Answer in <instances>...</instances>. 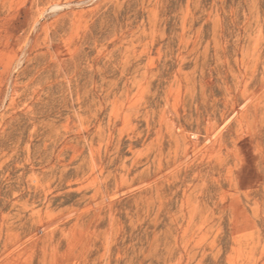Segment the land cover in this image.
Segmentation results:
<instances>
[{"label":"rangeland","instance_id":"374dc122","mask_svg":"<svg viewBox=\"0 0 264 264\" xmlns=\"http://www.w3.org/2000/svg\"><path fill=\"white\" fill-rule=\"evenodd\" d=\"M67 1L0 0V264H264V0Z\"/></svg>","mask_w":264,"mask_h":264},{"label":"bare ground","instance_id":"6f19581e","mask_svg":"<svg viewBox=\"0 0 264 264\" xmlns=\"http://www.w3.org/2000/svg\"><path fill=\"white\" fill-rule=\"evenodd\" d=\"M109 1L110 0H108V1H103V0H101V1H99V0H79L77 2H74V1L69 0V1H67L65 3H52L45 10H42V11L39 12V17L34 21V23L32 25V28L36 29V28L40 27L41 30H44L43 28H44L45 24L42 23L41 21L45 18L46 13H48V12L54 13L57 10L58 11L62 10L64 7L71 9L75 5L76 6L87 5V6L91 7V8H89L88 15L93 18L96 14L101 12L103 7H107V4L109 3ZM152 1L153 0H127L126 3L129 4V7H131L130 6L131 3H133L134 7H141L143 15H145V18L147 19L148 23H152L153 20L155 19L154 7H156V4L158 3L159 0H156L154 2V4L152 3ZM113 7H121V6L115 4V5H113ZM133 10H134V8H133ZM133 14L135 15L136 13L134 12ZM134 15H131V16H134ZM131 16H129V17H131ZM104 17H105V14H102L98 18L101 19V18H104ZM132 18H130V19H132ZM184 19L185 18H182L180 23H179V25H178L179 26V28H178L179 32L177 31L178 32L177 35H178V40H179L180 43H182L185 40V38H186V28H185L186 27V24H185L186 21ZM135 25H137L136 16H134V18L132 20H130L128 23H126L125 27H122V26H119V25H115V27H113V29L110 30L108 33L106 32V33H101L100 34L98 32L99 35H100V36L98 35V37H96V35H94V33H93V35H91L90 37L85 38L84 44L87 46V48L91 49V47L93 46L95 49H97L98 48L97 39L100 40V38L106 37L107 34L109 35V37L113 41V44H115L116 42L119 43L124 38V35H123L124 32H128L133 27H135ZM24 54H25V48L22 49L20 58L13 60V62L9 66V68L12 67V66H13V69L18 67L20 62H21V58L23 57ZM11 71L13 72L12 69H11Z\"/></svg>","mask_w":264,"mask_h":264}]
</instances>
